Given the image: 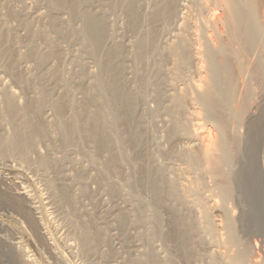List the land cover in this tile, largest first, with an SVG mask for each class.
Segmentation results:
<instances>
[{
	"label": "rangeland",
	"instance_id": "rangeland-1",
	"mask_svg": "<svg viewBox=\"0 0 264 264\" xmlns=\"http://www.w3.org/2000/svg\"><path fill=\"white\" fill-rule=\"evenodd\" d=\"M217 7L0 0V264H264L263 53L223 99L229 197L193 159L218 135L198 93Z\"/></svg>",
	"mask_w": 264,
	"mask_h": 264
},
{
	"label": "bare ground",
	"instance_id": "bare-ground-1",
	"mask_svg": "<svg viewBox=\"0 0 264 264\" xmlns=\"http://www.w3.org/2000/svg\"><path fill=\"white\" fill-rule=\"evenodd\" d=\"M56 1V0H55ZM201 2V1H200ZM203 2V0H202ZM55 4V2H53ZM217 3L218 7L222 8V12H224L225 16L220 18L221 22L220 24H224L223 28H225L224 31H219L218 34L221 35L222 33L226 34L225 41L219 40L217 45L214 46V52L213 54H217L220 56L218 62H213L211 57L213 55L211 51L205 52L207 53V59L209 63L208 67V78L204 81L203 87H198V93H200L199 97L201 99V103L206 109L205 117L207 119H210L211 121L215 122L214 126L217 125V133L218 135L216 138H208L205 139V142L203 141V144L200 147L199 155H194L193 159L195 161H199L196 159L202 160L203 165L209 170L212 174L216 175L220 181L218 184V190L220 195L223 197L222 199H225L230 196L231 189L229 182L225 179L224 172L222 167L223 164L226 163L228 160V153H227V146L228 142L225 139L224 133H225V120L224 115L222 112V106H226V103L223 104L225 99L228 101L234 92V86H233V77L235 74L240 75L242 74V67L244 66L243 60L246 59L244 57L247 56L249 50L254 52H259V55L261 53L264 54V0H215V4ZM214 5V3H213ZM217 7V8H218ZM212 9V8H211ZM158 14V13H157ZM220 15V13H219ZM87 18V17H86ZM92 17H90L91 19ZM216 18V17H215ZM217 19V18H216ZM219 19V18H218ZM100 20V19H99ZM91 21V20H90ZM218 22V21H217ZM219 24V23H217ZM216 25V24H215ZM214 25V26H215ZM104 26V25H103ZM212 26V25H211ZM212 28V27H211ZM218 28V27H217ZM222 28V29H223ZM213 29V28H212ZM91 30V29H90ZM191 34V33H190ZM217 35V33H216ZM191 36V35H190ZM212 36V35H211ZM97 37V36H96ZM187 37V36H186ZM192 37V36H191ZM195 37V36H194ZM209 37V36H208ZM222 37V36H221ZM211 38V37H210ZM104 39V38H103ZM189 39V38H188ZM208 39V38H206ZM205 39V40H206ZM219 39V37H218ZM184 40V39H183ZM197 40V39H195ZM211 40V39H210ZM95 42V41H93ZM213 42V41H210ZM181 43V42H180ZM95 44V43H94ZM98 44V43H97ZM190 44V43H189ZM192 44V43H191ZM215 44V43H214ZM178 45V44H177ZM185 47V46H183ZM175 48V47H173ZM177 49L181 47H176ZM188 48V47H187ZM254 48V49H253ZM173 50V49H172ZM181 50V49H179ZM175 51V50H174ZM187 51V50H186ZM185 51V52H186ZM189 51V50H188ZM248 51V52H247ZM180 53V52H179ZM182 53V52H181ZM198 53V52H197ZM32 54V52H31ZM176 54V53H175ZM184 54V53H183ZM113 55V54H112ZM182 55V54H178ZM190 55V54H189ZM246 55V56H244ZM262 55V54H261ZM206 56V54L204 55ZM177 57V56H176ZM179 58L184 59L183 55L178 56ZM215 57V56H214ZM252 57V56H250ZM258 57V56H257ZM261 57V56H260ZM36 58V57H35ZM178 58V59H179ZM217 58V57H216ZM244 58V59H243ZM254 58V57H253ZM264 58V57H262ZM187 60V58H186ZM181 61V60H180ZM185 61V60H184ZM249 61V60H248ZM188 62V61H187ZM255 62V61H254ZM182 64V63H181ZM106 65V64H105ZM246 66V64H245ZM178 67V66H177ZM176 68V67H175ZM245 67H243L244 69ZM112 70V69H111ZM172 71V70H171ZM177 71V70H176ZM245 71V70H244ZM254 71V68H253ZM243 72V71H242ZM249 72V71H248ZM252 72V71H251ZM264 72V60H260L258 64L255 66V71L253 73V76L255 73ZM172 73V72H171ZM247 73V72H246ZM251 73V74H252ZM180 74V73H179ZM177 75V74H176ZM248 75V74H247ZM179 76V75H178ZM242 76V75H241ZM258 76V75H256ZM243 77V76H242ZM238 78V77H237ZM219 79H222L224 83L226 82L228 86V89L226 88V91H221L220 89H215ZM249 79V78H248ZM238 80V79H237ZM240 82V81H239ZM245 82V81H243ZM196 84V83H195ZM244 84V83H242ZM220 85V84H219ZM237 85V84H236ZM243 86V85H241ZM247 86V85H246ZM222 87V86H221ZM241 89V88H240ZM255 89V88H254ZM237 90V89H236ZM248 89L243 91L241 101L239 103L236 102V105L234 106L232 114V118L238 122H242L243 117L245 115L246 111V103L248 104L249 100V92H247ZM252 95V94H251ZM238 96V95H237ZM186 97V96H185ZM198 97V96H197ZM177 98V97H176ZM182 99V98H180ZM231 100V99H230ZM237 100V99H236ZM239 100V98H238ZM182 101V100H181ZM184 101V99H183ZM176 102V100H175ZM178 102V101H177ZM11 105V104H10ZM170 105V104H169ZM198 105V104H197ZM172 106V105H171ZM184 106V105H182ZM174 107V106H173ZM170 108V107H169ZM197 108V107H196ZM202 108V107H199ZM30 109V108H29ZM41 109V108H40ZM225 109V108H224ZM227 109V108H226ZM172 110V109H171ZM181 110V109H180ZM195 111V110H194ZM232 111V110H231ZM178 112V111H177ZM181 112V111H180ZM197 112V111H196ZM194 113V112H193ZM178 114V113H177ZM203 114V113H202ZM249 114V113H248ZM99 115V114H98ZM174 114H172L173 116ZM201 115V114H200ZM199 115V116H200ZM177 116V115H176ZM247 116V115H246ZM249 116V115H248ZM203 116H201L202 118ZM101 118V117H100ZM104 118V117H102ZM174 118V116H173ZM88 119V118H87ZM180 119V118H179ZM96 120V119H95ZM104 120V119H102ZM204 120V119H202ZM105 121V120H104ZM180 121V120H179ZM202 122V121H201ZM187 123V121H186ZM197 123V122H196ZM212 123V122H210ZM179 124V123H178ZM197 124H200L198 122ZM213 124V123H212ZM228 124V123H226ZM250 124V123H249ZM103 125V123H102ZM182 125V124H180ZM186 125V124H184ZM243 125V124H242ZM247 125V124H246ZM188 126V125H186ZM197 126V125H196ZM205 126V125H204ZM213 126V127H214ZM83 127V126H82ZM180 127V126H179ZM185 127V126H184ZM174 128V127H173ZM201 128V127H200ZM243 128V127H241ZM186 129V128H184ZM183 129V130H184ZM215 129V128H214ZM254 129V128H253ZM176 130V129H175ZM199 130V129H198ZM216 130V129H215ZM261 131V130H259ZM258 131V132H259ZM175 132V131H174ZM178 132V130L176 131ZM209 132V131H208ZM170 134V133H169ZM175 134V133H174ZM257 134V132H256ZM34 135V134H33ZM179 135H181L179 133ZM205 135V134H204ZM216 135V133H215ZM252 136L254 134L251 133ZM251 136V137H252ZM33 137V136H32ZM201 137V136H199ZM203 137V136H202ZM15 139V138H14ZM28 139V138H27ZM97 139V138H95ZM251 139V138H250ZM108 140V139H107ZM236 140V139H235ZM19 142V141H18ZM252 145L255 143V138L251 139ZM2 143V142H1ZM3 144V143H2ZM251 144V143H250ZM14 145V144H13ZM5 146V145H3ZM234 146V145H233ZM9 147V146H7ZM105 147V146H104ZM6 148V147H5ZM12 148V147H10ZM17 148V147H16ZM237 149V148H235ZM13 150V149H12ZM232 151V150H231ZM230 152V151H229ZM235 152V151H234ZM232 154V153H231ZM231 157V156H230ZM184 158V157H183ZM232 161V160H231ZM192 162V161H191ZM230 162V161H229ZM194 163V162H193ZM188 164V163H187ZM190 164V163H189ZM200 165V164H199ZM209 172V173H210ZM208 173V172H207ZM211 176V175H210ZM217 178V180H218ZM216 180V181H217ZM217 188V187H216ZM173 189V188H172ZM172 191V190H171ZM176 191V190H175ZM172 193V192H171ZM176 197V196H175ZM229 228V237L233 240V233H232V226L230 223L228 224ZM235 236V235H234ZM228 237V236H227ZM236 238V237H235ZM229 239V238H228ZM231 241V240H229ZM235 241V240H234ZM230 243V242H229ZM245 253V252H244ZM242 255V254H240ZM246 256V255H245ZM240 257V256H239ZM238 257V258H239ZM243 257V256H241ZM237 258V259H238ZM237 261V260H236Z\"/></svg>",
	"mask_w": 264,
	"mask_h": 264
}]
</instances>
